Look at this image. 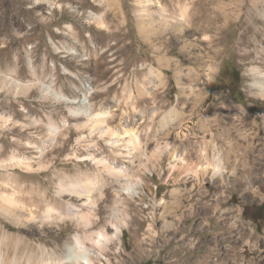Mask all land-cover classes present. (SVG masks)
Instances as JSON below:
<instances>
[{
	"label": "rangeland",
	"instance_id": "obj_1",
	"mask_svg": "<svg viewBox=\"0 0 264 264\" xmlns=\"http://www.w3.org/2000/svg\"><path fill=\"white\" fill-rule=\"evenodd\" d=\"M162 5L187 6L183 31L144 37L137 14L158 28ZM260 72L264 0H0V201L18 197L0 252L64 256L83 228L68 204L84 198L59 193L73 182L93 187L90 230L120 228L95 264H197L210 247L216 264H264V175L247 193L200 168L222 148L264 172ZM172 106L182 120L165 127Z\"/></svg>",
	"mask_w": 264,
	"mask_h": 264
},
{
	"label": "bare ground",
	"instance_id": "obj_2",
	"mask_svg": "<svg viewBox=\"0 0 264 264\" xmlns=\"http://www.w3.org/2000/svg\"><path fill=\"white\" fill-rule=\"evenodd\" d=\"M240 5H241V2H240ZM147 9H148L147 7H143L142 12L137 14L138 28H139V31L144 35V37H148L150 33L151 34H158V33L163 34L167 31H171L172 33H174V35H177L183 31V23L179 22L178 20L182 19L184 14L187 13V6L185 8L183 7L181 9V12L178 13V15H176L174 11L171 12L168 7L162 5L161 7L162 14L160 18L163 20V24L162 26H159L158 28H155L154 24H152V21L154 20L153 13L147 12ZM188 22L189 21H187L186 23L188 24ZM151 70L155 72L153 68H151ZM174 72L177 75V77L180 78L181 69L177 68L176 66L174 68ZM158 74L162 75L163 71L159 70ZM260 75L262 79L257 80L254 84L259 89L260 91L259 94L264 97V73L260 72ZM178 83H179V89H180V97L184 99L188 98L189 96L188 92L189 93L193 92L192 85L190 83H185L184 81H181V80L180 81L178 80ZM182 116H183L182 111L179 110L177 106H172L163 115L162 122L165 127L166 125L170 123H172V125L175 126L174 124L180 123V121L182 120ZM263 122H264V117H263ZM114 139L116 141L115 143L119 141L118 137H115ZM215 156H216V161L214 163L212 162L211 164L208 161V163L202 166L200 165V168L205 174H208V177L210 180H213L216 182L220 181V183L225 188H228L230 187V185L236 182V179L238 180V179H241V177H244L243 179L246 181L245 183H247V186L244 191L245 192L249 191L251 193L258 192V190L255 189L253 185L255 182V178L257 176L264 175V172L258 171L260 166L252 167L249 164V161L247 159V160L242 161L241 163L242 168H239L237 164L238 157L233 155L231 150H224L221 148L218 150ZM176 157L181 158L180 156H177V155ZM242 157H244V155ZM263 166H264V162L261 163V167ZM197 173L198 171L197 169H195L194 174L196 175ZM131 187H132L131 184L127 185L125 187V190L131 191L132 193L136 192V190H132V189L130 190ZM92 190H93L92 186L90 187L88 185L87 187V184H76L73 182L67 185H63L59 188L60 194L67 193V195L68 194L72 195L76 199L84 198L83 200H80L81 203L79 205H74L73 203H71L70 205L68 204V210L69 211L73 210L74 213L78 214V217L81 220V223L83 226L82 233L78 232L74 235L73 243L69 244L66 247V253L64 256L57 257V258L50 256V258L44 260L42 264H95V259H94L95 256H97L98 254L99 255L103 254V252H105L109 248V245L113 241V239L118 238L117 233L120 232V228L118 227V225L113 224L115 228V233H112V235H109L104 229L90 230L88 228L89 224L91 223H89L85 219L88 214V211H85L83 209V205H89L88 203L91 202L90 192ZM1 199L2 201H0V211L3 210V212L6 213V212H9V210H11L12 205H8L7 203L4 205L3 200L9 202V204H12L13 201L18 199V197H16L14 194H11L10 196H6L5 194H2ZM217 207H218V204H215L214 208L216 209ZM223 211L224 210H222L221 212ZM56 212H59V211L54 206L49 205L44 210L41 217L43 219H52ZM221 212H220V215H221ZM12 214L14 215V213ZM30 214H33V212H30ZM163 216L165 218V214H163ZM163 226H165V228H168L172 225L170 222H167L165 220V224ZM214 249L215 248L210 247L207 250V252L203 255V260H200L197 264H216L217 262L214 259H212V256H214V253H213ZM5 256H6L5 253L0 252V264H20L16 261L8 262ZM31 258L32 257L28 259V263L31 261Z\"/></svg>",
	"mask_w": 264,
	"mask_h": 264
},
{
	"label": "trees",
	"instance_id": "obj_3",
	"mask_svg": "<svg viewBox=\"0 0 264 264\" xmlns=\"http://www.w3.org/2000/svg\"><path fill=\"white\" fill-rule=\"evenodd\" d=\"M239 76H236L235 78L238 79Z\"/></svg>",
	"mask_w": 264,
	"mask_h": 264
},
{
	"label": "snow or ice",
	"instance_id": "obj_4",
	"mask_svg": "<svg viewBox=\"0 0 264 264\" xmlns=\"http://www.w3.org/2000/svg\"><path fill=\"white\" fill-rule=\"evenodd\" d=\"M205 39H207V37H205Z\"/></svg>",
	"mask_w": 264,
	"mask_h": 264
}]
</instances>
